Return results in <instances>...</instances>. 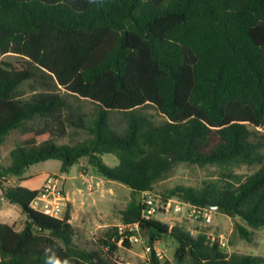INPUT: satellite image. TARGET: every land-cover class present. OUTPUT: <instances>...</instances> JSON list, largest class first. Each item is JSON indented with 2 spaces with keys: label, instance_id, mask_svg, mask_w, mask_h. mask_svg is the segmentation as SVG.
<instances>
[{
  "label": "trees",
  "instance_id": "1",
  "mask_svg": "<svg viewBox=\"0 0 264 264\" xmlns=\"http://www.w3.org/2000/svg\"><path fill=\"white\" fill-rule=\"evenodd\" d=\"M17 56L14 62L2 57ZM29 83L34 93L20 97ZM96 105L91 119L66 96ZM152 105L167 121L154 126L136 108ZM128 112L119 132L109 112ZM68 128L88 137L59 144ZM19 132L0 177L61 162L60 171L86 159L103 179L130 189L121 225H137L151 252L167 238L174 264H264V257L226 254L205 234L143 220L142 192L179 163L216 166L218 180L164 192L200 208L264 228V0H0V146ZM103 155L118 164L108 166ZM257 166L249 175L230 170ZM26 217L22 228L0 223V264H123L137 231L107 227L94 249L74 242L70 207L63 218L30 208L39 194L21 185L0 188ZM235 233L251 241L253 231Z\"/></svg>",
  "mask_w": 264,
  "mask_h": 264
},
{
  "label": "rangeland",
  "instance_id": "2",
  "mask_svg": "<svg viewBox=\"0 0 264 264\" xmlns=\"http://www.w3.org/2000/svg\"><path fill=\"white\" fill-rule=\"evenodd\" d=\"M17 59V56L12 54L2 57V60L10 62ZM18 93L21 98L28 99L34 91L29 83H24ZM66 99L76 113L84 115L86 122L91 119L96 109L94 103L74 95H67ZM134 113L144 116L154 126L164 124L167 121L163 115L149 104L136 108ZM109 117L114 128L121 132L126 126L128 112L110 111ZM19 136L18 131L10 132L0 146V166L2 168L10 164L9 153L18 142ZM87 137L86 131L68 128L67 136L59 139L57 143L73 145ZM101 158L108 166L113 167L118 164L113 155H103ZM60 168V161L48 160L29 167L21 177H0V188L21 185L40 192L48 180H55L57 187L65 196V202L70 207L71 214L73 215L75 210H78L70 221L74 230V242L81 248L93 250L95 237L107 227L121 225L120 212L130 200V189L120 183L103 179L88 165L86 159H81L67 173H62ZM256 169H258L257 166L242 165L230 171L239 175H249ZM222 171L216 166L201 168L179 163L154 185L153 191L165 195L166 190L176 186L199 188L205 181L220 179ZM208 210L211 216L209 224L204 223L201 218L196 219L174 212L156 213L154 220L170 226H179L194 235L205 234L210 239L221 242V250L226 254L264 257V228L253 230L239 219L226 216L211 208H208ZM86 213L87 216H83ZM25 219L26 217L20 207L6 201L0 191V222L12 224L13 227L18 228L22 227ZM237 224L253 231L254 235L251 241L243 240L235 233ZM154 246L163 255L160 259L162 263L174 264L173 257L177 244L173 239L167 238L164 241L157 242ZM150 252L147 244L141 238L140 243L131 242L130 248H120L116 258L123 264H149L148 254Z\"/></svg>",
  "mask_w": 264,
  "mask_h": 264
},
{
  "label": "built area",
  "instance_id": "3",
  "mask_svg": "<svg viewBox=\"0 0 264 264\" xmlns=\"http://www.w3.org/2000/svg\"><path fill=\"white\" fill-rule=\"evenodd\" d=\"M140 203L143 206L141 217L143 220H154L156 213L166 214L168 212H174L176 214L187 215L196 219L201 218L204 223L209 224L211 222L210 211L208 208H200L190 203L178 200L175 197H169L155 193L153 190L142 192L140 195ZM30 208L36 212L42 213L49 217L63 218L66 212L65 196L61 190L57 187L56 181L48 180L39 194L31 201ZM120 232L127 229L129 231H137L130 237V242L140 243L141 237L138 234L137 225H119ZM194 236V234L191 233ZM212 241H215L211 239ZM220 248L222 243L217 242ZM156 244V243H155ZM154 244V245H155ZM149 250H151L149 248ZM155 257L162 259V253L153 248ZM172 264V263H170Z\"/></svg>",
  "mask_w": 264,
  "mask_h": 264
},
{
  "label": "crops",
  "instance_id": "4",
  "mask_svg": "<svg viewBox=\"0 0 264 264\" xmlns=\"http://www.w3.org/2000/svg\"><path fill=\"white\" fill-rule=\"evenodd\" d=\"M25 187V186H24ZM27 188V187H26ZM30 189V188H29ZM31 190H34V189H31ZM65 204H66V202H65ZM66 210H67V204H66ZM77 211L78 210H75V213L72 215L71 214V218H74V215L77 213ZM83 216H87V213L86 214H83ZM26 221V219L24 220V222ZM70 221H71V219H70ZM24 222H23V224H24ZM0 223H3V224H8V223H4V222H0ZM8 225H11V226H13L12 224H8ZM23 226V225H22ZM15 228V227H14ZM22 227H18V228H15L16 230H20Z\"/></svg>",
  "mask_w": 264,
  "mask_h": 264
},
{
  "label": "clouds",
  "instance_id": "5",
  "mask_svg": "<svg viewBox=\"0 0 264 264\" xmlns=\"http://www.w3.org/2000/svg\"><path fill=\"white\" fill-rule=\"evenodd\" d=\"M56 264H60V262L59 261H56ZM64 264H68V262L67 261H64Z\"/></svg>",
  "mask_w": 264,
  "mask_h": 264
},
{
  "label": "water",
  "instance_id": "6",
  "mask_svg": "<svg viewBox=\"0 0 264 264\" xmlns=\"http://www.w3.org/2000/svg\"><path fill=\"white\" fill-rule=\"evenodd\" d=\"M208 208H211V209H213V210H216V207H208ZM149 251H151V250H149Z\"/></svg>",
  "mask_w": 264,
  "mask_h": 264
}]
</instances>
